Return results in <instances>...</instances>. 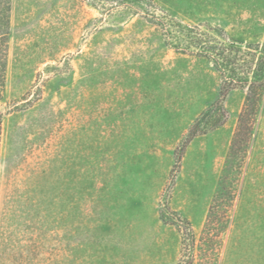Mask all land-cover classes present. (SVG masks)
<instances>
[{"label":"rangeland","instance_id":"1","mask_svg":"<svg viewBox=\"0 0 264 264\" xmlns=\"http://www.w3.org/2000/svg\"><path fill=\"white\" fill-rule=\"evenodd\" d=\"M0 264H264V0H11ZM245 112V113H244Z\"/></svg>","mask_w":264,"mask_h":264},{"label":"trees","instance_id":"2","mask_svg":"<svg viewBox=\"0 0 264 264\" xmlns=\"http://www.w3.org/2000/svg\"><path fill=\"white\" fill-rule=\"evenodd\" d=\"M10 14H11V0H0V101L4 99L6 91V81H7V68H8V50H9V38L11 31L10 24ZM259 57L256 62H254V67L251 71L252 77L250 79L245 78V80L234 79L229 75H224L223 87L231 90L237 88L241 84H247L249 92L247 95V103L245 107V112L248 110L256 109L257 101L260 100L262 95V90L264 87V43L259 49ZM244 112V113H245ZM1 116H0V144H1Z\"/></svg>","mask_w":264,"mask_h":264}]
</instances>
